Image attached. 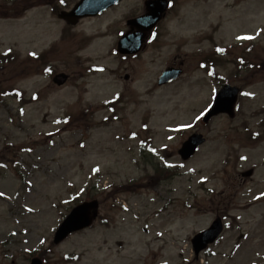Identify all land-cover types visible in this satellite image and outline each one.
<instances>
[{"label": "rangeland", "instance_id": "obj_1", "mask_svg": "<svg viewBox=\"0 0 264 264\" xmlns=\"http://www.w3.org/2000/svg\"><path fill=\"white\" fill-rule=\"evenodd\" d=\"M18 1L25 14L0 0V91L27 98L0 94V264H264V174L241 175L259 168L254 151L264 142L251 143L242 128L264 136V0H176L156 40L125 59L119 31L144 13L143 1L64 27L73 36L65 40L53 7L71 10L79 0ZM212 36L234 51L216 72L255 98L240 97L235 118L204 124L198 114L215 86L198 64ZM237 56L257 67L233 75ZM181 62V80L158 86ZM50 66L71 77L64 87ZM194 132L207 143L183 162L178 150ZM148 138L152 153L140 146ZM91 200L100 202L98 221L54 245L67 215ZM219 215L225 233L197 260L191 239Z\"/></svg>", "mask_w": 264, "mask_h": 264}, {"label": "water", "instance_id": "obj_2", "mask_svg": "<svg viewBox=\"0 0 264 264\" xmlns=\"http://www.w3.org/2000/svg\"><path fill=\"white\" fill-rule=\"evenodd\" d=\"M118 0H84L82 4L79 5L76 11L77 18L86 16V15H95L103 11L104 9H107L109 6L116 3ZM166 8H164V5H161V7H157L154 10H152V15L150 17L149 22V28L154 27L156 23L162 18V13L165 11ZM75 15V14H74ZM128 38H126L121 43V51L123 53H134L137 52L140 48V45L143 42V39L141 38V41L138 43V46L134 48H131L130 50L124 49L125 42ZM179 76V72L174 71H167L164 73L163 77L160 80V84H164L167 82H170L174 79H176ZM66 77L61 76L57 80V83L59 85L66 82ZM236 101V92L232 93L229 96H227V99H221L218 101L217 109L214 111V113H218L220 111H226L230 114H232L234 103ZM204 143V140H202L201 137H193L191 138L185 145L183 150L181 151V155L183 159L188 160L191 158L198 147ZM98 216V203L92 202V203H85L79 207H77L69 216L68 218L63 222V224L60 226L59 230L56 233L55 237V244H59L62 241H64L70 234L84 230L88 227H90L95 219ZM219 223L215 224V226L208 232L203 233L202 235L198 236L194 241L193 244L196 248L197 254H199L200 251L205 249L208 244L213 243L215 239L218 237V235L221 232V227L218 225ZM32 264H42L40 260H34Z\"/></svg>", "mask_w": 264, "mask_h": 264}, {"label": "snow or ice", "instance_id": "obj_3", "mask_svg": "<svg viewBox=\"0 0 264 264\" xmlns=\"http://www.w3.org/2000/svg\"><path fill=\"white\" fill-rule=\"evenodd\" d=\"M241 39H251V37H241ZM48 71H51V69H49Z\"/></svg>", "mask_w": 264, "mask_h": 264}]
</instances>
